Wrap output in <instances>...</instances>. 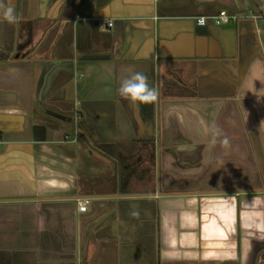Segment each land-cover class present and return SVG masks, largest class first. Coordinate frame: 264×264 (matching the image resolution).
I'll list each match as a JSON object with an SVG mask.
<instances>
[{"label": "crops", "instance_id": "0c3cea01", "mask_svg": "<svg viewBox=\"0 0 264 264\" xmlns=\"http://www.w3.org/2000/svg\"><path fill=\"white\" fill-rule=\"evenodd\" d=\"M11 4L0 264H264V0Z\"/></svg>", "mask_w": 264, "mask_h": 264}, {"label": "clouds", "instance_id": "9594fccd", "mask_svg": "<svg viewBox=\"0 0 264 264\" xmlns=\"http://www.w3.org/2000/svg\"><path fill=\"white\" fill-rule=\"evenodd\" d=\"M55 7V4L53 5ZM7 20L8 23H15L14 7L11 0H0V21ZM119 95L130 101V103L149 104L157 100L158 89L150 86L148 78L143 73L133 72L131 76L123 79L117 89ZM228 144L227 139L223 141ZM131 215L138 217V212H132Z\"/></svg>", "mask_w": 264, "mask_h": 264}, {"label": "built area", "instance_id": "2783aa9c", "mask_svg": "<svg viewBox=\"0 0 264 264\" xmlns=\"http://www.w3.org/2000/svg\"><path fill=\"white\" fill-rule=\"evenodd\" d=\"M233 16H236V15L229 13L225 9H222L217 14H215L213 16V22L215 24H220L224 19H227V18H230V17H233ZM206 21H207L206 16H200V17L197 18L198 24H205ZM112 23H113L112 21H109L108 25L112 26ZM89 200H90V198H88V197L77 199V209L79 211L87 210Z\"/></svg>", "mask_w": 264, "mask_h": 264}, {"label": "rangeland", "instance_id": "374dc122", "mask_svg": "<svg viewBox=\"0 0 264 264\" xmlns=\"http://www.w3.org/2000/svg\"><path fill=\"white\" fill-rule=\"evenodd\" d=\"M89 201H91V200H89ZM89 203H90V202H89ZM94 203H95L94 201H91V203L88 204V206H92Z\"/></svg>", "mask_w": 264, "mask_h": 264}]
</instances>
